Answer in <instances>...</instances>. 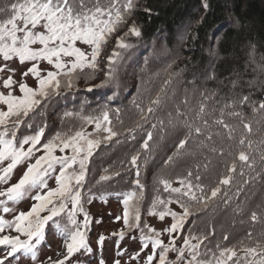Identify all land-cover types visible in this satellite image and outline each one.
<instances>
[{"label": "snow or ice", "instance_id": "obj_1", "mask_svg": "<svg viewBox=\"0 0 264 264\" xmlns=\"http://www.w3.org/2000/svg\"><path fill=\"white\" fill-rule=\"evenodd\" d=\"M136 7V0H5L0 6V73L7 71L5 78L0 75V198L16 205L25 198L33 201L28 211L17 212L15 207H10L5 200L0 199L5 214H13L12 219L0 216V246L6 249L0 256V264H12L19 254L37 260V246L46 239V228L51 224L63 239L66 254L57 253L58 259L48 257L40 264H65L75 253L82 249L90 253L91 247L87 243L86 229L89 215L82 206V192L89 175V164L95 150L102 142L112 141L122 135L115 128L109 117L110 109L105 106L98 115L85 114L83 106L79 112H65L64 118L78 119V127L56 131L45 138L47 123H37V115L44 116V108L54 97L61 95L65 89L71 90L75 86L80 73H84L88 80L96 78L99 68V57L102 47L108 43L109 38L120 30L131 18ZM203 8L209 9L207 0ZM202 17L198 23H203ZM140 27L133 22L123 36L116 38V48L107 56L104 79L99 85L105 87L116 82L117 66L122 57L121 50L133 47L125 42L129 35L140 37ZM213 41L215 36L210 37ZM79 45L87 46L90 51ZM17 61L19 65H30L21 73V79L15 80L17 69L9 66L7 62ZM46 63L49 68H41ZM85 69L90 72L85 73ZM29 75L36 81L32 87L26 79ZM235 87V84H234ZM18 89L19 95L16 94ZM163 91V89H162ZM205 99H212L206 95ZM160 103V96L151 100L147 109H140L141 118L134 128H128V133H133L136 128L142 127L141 121L147 122L144 112H154L153 105ZM250 103L249 96H241L239 100L225 102L219 109V116H213L211 123L205 117L209 114L206 103L202 100L195 119L189 123L184 121L188 128V135L179 140L175 157L185 149L189 138L206 136L208 141L213 136L235 142L228 146L227 155L231 159L226 163L224 175L217 181L215 187L207 188L200 183L201 176L197 171L194 180L193 172L189 170L186 175L168 178L160 176L156 185H162L163 192L168 193L167 198L159 194L152 200L147 210L149 216H158L163 222L165 217H170L172 223L163 229H156L147 223L141 222V202L144 198V185L139 179L140 153L132 155L130 164L135 169L136 179L133 181L139 190L125 194L123 199V223L129 231L140 232L141 251L130 256L137 260L141 252L151 251L147 254L144 264H264V233L255 243L252 241L253 233L248 232L245 239L237 244L221 245L217 242L215 250L201 251V245L208 239V235H194L182 237V243L177 244L174 235L184 229L189 217L207 211L210 204L223 197V202H229L228 186L230 187L237 177L240 183L247 184L254 177L251 175L256 169V157L252 154L257 151L253 145H264V138L254 141L253 120L248 119L242 110L243 105ZM253 114H259L257 124L264 123V101L251 103ZM216 109H212L214 113ZM225 116L233 117L238 123H229ZM119 123V110H116ZM169 123L174 124L173 121ZM86 125H94V130L86 131ZM213 126H218L225 131H213ZM29 131L21 133V128ZM155 129L156 125L152 124ZM259 131V129H257ZM153 140V133L147 132L141 147L145 152L150 150L149 141ZM212 152L225 155L223 144L221 147H212ZM261 166L264 167V149H260ZM145 163L147 160L145 159ZM173 163V156L167 158L166 166ZM24 170L15 183H10L15 170L20 166ZM207 168V165H204ZM105 169V173H107ZM114 175H120L119 172ZM111 176L102 175L96 183L109 180ZM53 180L55 187L49 186ZM176 183L179 186L173 187ZM160 187L155 191L160 192ZM240 188L237 187V194ZM175 204L179 212L169 205ZM159 206H163L158 210ZM83 214V222L77 220V213ZM121 219V217H117ZM258 213L251 212V220L257 221ZM7 229V232H6ZM215 234V229L212 230ZM125 232L121 230L119 236L124 238ZM167 235L165 242L161 237ZM105 237L101 235L98 243L103 245ZM134 239V237H133ZM195 240L196 243H192ZM223 240H229L227 234ZM209 252L211 257L209 258ZM169 253H175V259L169 260ZM117 255H123L117 252ZM99 264H106L103 258ZM114 264H121L119 259Z\"/></svg>", "mask_w": 264, "mask_h": 264}, {"label": "trees", "instance_id": "obj_2", "mask_svg": "<svg viewBox=\"0 0 264 264\" xmlns=\"http://www.w3.org/2000/svg\"><path fill=\"white\" fill-rule=\"evenodd\" d=\"M207 2L209 9L205 11L203 8L204 0H136V7L131 17L140 27L142 34L140 37L132 36L128 39V43L133 45L132 56L141 48L143 49H141L140 54H143L146 51L145 47L151 46V43L156 39L163 41V43L170 47L176 44L175 41L178 40L181 47L178 51L174 49V55L168 61V64L173 65L170 74L165 76V78H162L159 73L149 75V79L153 82H149L145 85L144 90H141V96L137 104L133 105L132 99L124 103L123 101L127 97V92H122L116 86L93 87L92 91H87L88 88L83 91L68 90L62 91L61 95L50 100L46 106L47 112L44 116L37 115L35 117L37 123H47L48 127L45 133V138H47L56 131L78 127L81 123L78 119L64 118L62 126L63 113L61 111H66L63 108L68 107L67 111L76 113L83 106L85 114L98 115L107 106L110 109L109 117L113 125L123 133L115 141L121 142L123 139L130 137V140L134 143L130 147H123L118 153H112L111 164L106 169H113V174L111 179L101 181L100 183H96V181L104 174L105 169L95 158V154L99 153L105 144L101 143L99 148L95 150L89 164L90 171L87 183L84 185L82 192L81 202L84 211L87 210V205L92 201L107 196L118 197V201L124 209L123 199L125 194L131 191H139L133 183L136 179L135 169L130 164L131 156L139 152L140 161H138V164L140 165L141 173L139 179L144 185V198L141 202V222L144 223L145 218L148 216L147 210L151 205V198L157 196V194L162 198H167L168 196V193L163 192V190H160L159 193L155 191L156 187H160V185L155 184L156 179L160 176H166L170 179L183 176L191 170L194 180L200 166L198 162L195 165L188 158L186 161L181 162V156L178 158L174 156V153L177 152L179 140L184 139L188 135V128L184 124L185 120H183L184 118L181 116V113L177 112V108L187 111L190 117L193 118L196 117L198 107L203 100L209 112L205 118L211 123L213 116H219V109L223 106L221 99L228 97L231 100H239L240 98V94L232 95L228 89L229 83L237 82L240 87L238 89L239 93H243L241 88L244 86L245 81L251 76L261 73V67H264V0H207ZM4 3L5 0H2L0 6ZM202 17L204 18L203 23H198ZM212 36L216 37L214 41L210 39ZM211 41H213L212 45L210 44ZM210 50L213 54L212 57L210 56L212 54L207 52ZM207 62L212 63V69L209 71L211 77H209L203 89L199 86L198 78L204 73L203 68ZM190 82L193 83V86H188ZM179 83H182L183 89L189 92L186 99L171 98L172 93L182 89L179 88ZM210 91H218V99L205 100V92L210 93ZM158 95L160 96V103L153 105L154 112L151 114L146 111L144 112V115L148 118L147 122L141 121L142 127L136 128L133 133H128L126 129L134 128L136 122L140 121V109H147L151 100L155 99ZM245 96H249L250 103L243 105L242 111L248 119L253 120L254 135L252 139L259 141L264 138V123L257 124L255 122L260 120V115L253 114L251 103L264 101V83L255 85L250 91L246 92ZM117 109L119 110V120L123 121L122 124L116 118ZM212 109H216V111L213 113ZM53 117L56 121L51 124L49 119ZM174 119L180 120V124L172 125L170 123L167 126L170 120L175 122ZM225 119L229 123H238V120L233 117L225 116ZM196 123L200 124L201 122L198 120ZM152 124L156 125L154 131L151 130ZM163 124L168 128L159 131L158 128H162ZM27 131L29 130L21 128V133ZM149 131L153 133V140L149 141L151 150L145 152L141 145ZM213 131L223 133L225 130L218 126H213ZM163 134L167 137L166 143L169 147L160 150L161 145L159 141ZM189 144L190 138L186 148L179 151L182 154H186L188 146H190ZM210 144L211 147L217 148L223 144L225 155L222 157L219 152H213L212 156L215 159H212L213 161H211V165L208 167V173L202 174V172H199V175L201 176L200 183L206 184L208 187L210 185L211 187H215L217 181L225 173L226 163L231 159L227 155L228 146L232 145L233 150H235V142L229 143L226 139L221 141L219 137L217 141L213 139ZM253 147L258 149L252 154L256 157V169L251 174L254 178L249 180L247 184H242L240 181L248 179V177H237L230 187L224 186L227 187L228 197L233 198L234 204L239 205L240 201H244L245 205L240 207L237 213L239 220L234 222L233 227L225 222V219H223L225 208H219L220 205H223V197H221L210 204L207 211L194 214L188 218L183 231L174 234L177 237L178 245L182 243V237L188 236L190 231L194 235H208V239L201 245L202 252L206 249L215 250L217 242H220L222 246L237 244L238 241L246 238L245 229L247 227L255 226L264 220V167L261 166L260 161V149H264V145L258 146L254 144ZM199 148L201 146L198 145L192 147L193 151ZM155 149L156 155H154H158L159 166L154 171L150 169V162L153 158L149 154L152 150L155 152ZM170 156H173V163L166 166L165 162ZM145 159L147 160L146 163L144 162ZM116 172H119L120 175H114ZM117 180L118 183L116 185H118V189L109 186L110 182ZM237 187L240 188L238 194ZM258 187V191L250 196L254 188ZM150 193H152L151 196H149ZM172 205L180 211L177 205ZM162 207L159 206L158 210ZM252 211L258 213V219L255 222L251 220ZM208 212H217L214 217V222L217 226L214 235L211 234L212 231L209 232V225L206 222L193 226L201 214ZM168 219L170 222L167 226L172 223L171 218L168 217ZM50 226L52 227L51 224ZM122 226L125 229L123 221ZM224 227L230 231L227 234L229 236V240L227 241L223 240L221 232V229ZM124 232L125 235L122 240L131 238L132 234H137V237H140L138 230L129 231L125 229ZM86 233H88L87 229ZM252 233L253 240H245V243L254 244L256 240L262 238L261 234L264 233V230ZM238 235H243V237L238 238ZM216 237L217 241L213 242L212 240ZM192 243H196V241L193 240ZM210 257L211 252H209ZM168 258L169 260H174L175 253H169Z\"/></svg>", "mask_w": 264, "mask_h": 264}, {"label": "rangeland", "instance_id": "obj_3", "mask_svg": "<svg viewBox=\"0 0 264 264\" xmlns=\"http://www.w3.org/2000/svg\"><path fill=\"white\" fill-rule=\"evenodd\" d=\"M1 3H2V0H0V4ZM133 22H134V19L131 17L127 21V24L121 27L119 31L114 33L109 38L108 43L102 47L101 55L99 57L100 70L96 72V78L92 80H88L86 76L84 75V73H80L79 78L75 82V86L71 90L83 91L84 89H87L93 85H99L101 83V81L104 79V72L107 70L106 69V64H107L106 58L108 55L111 54L112 50L116 48V38L123 36L124 33L128 31L129 27L132 25ZM131 37L132 36L129 35L125 42L128 43V39ZM178 42L179 41L176 40L175 41L176 44L170 47L167 44L163 43V41L156 39L154 40V42L151 43V46H149L148 48L145 47L146 49L144 48L146 51L143 54H140L141 49H143L141 48L139 51H136L135 54H133V56H132L133 47L128 50H121L123 54L117 66L116 82L109 84V86H114V87L116 86L117 88L121 89L122 92H127V97L125 101H123L124 103L126 101L128 102L129 99L130 100L132 99V101L134 102L133 105L137 104L141 96V90H144L145 85H147L149 82H153L152 80L149 79V75L159 73V75L162 78H165V76L170 74L173 65L168 64V61L169 59L173 57L174 49L176 51L181 49ZM210 44L212 45L213 41H211ZM79 46L90 51V49H88L87 46H84V45H79ZM207 52L209 54H212L211 50ZM210 56L212 57L213 54ZM3 63L4 61L0 60V64H3ZM7 63L9 64L10 67L17 69L16 74L14 76L15 80H20L21 73L25 71L27 67L30 66L28 64L21 66L19 65L17 61H9ZM40 66L41 68H49L51 70V66H48L46 63H42ZM203 69H204V73L202 74L200 78H198L199 79L198 82L200 83L199 86L204 89V86L208 82L209 77H211L209 71L212 69V63L207 62L204 65ZM90 71H91L90 69H85V73L90 72ZM8 74L9 73L7 71H5L4 73H0V75L4 76L5 78L7 77ZM25 79H26V82L30 86L32 87L36 86V81L31 77V75H29ZM259 83H264V67H261V73H257L245 81V84H243L244 86H242L241 88L243 90L242 91L243 93H239L238 89L240 87L237 82L229 83L228 89L231 91L232 95L240 94V97H241V96H245L246 92L250 91L255 85ZM179 84H180L179 88L180 89L182 88V89L175 93H172L171 98H174V99L175 98H180V99L185 98L186 99V97H188L189 95V92L183 89L184 86L182 85V83H179ZM192 84L193 83L190 82L188 83V86H193ZM234 84H235V87H234ZM0 90H3V89L0 88ZM63 91H68V90L65 89ZM218 93H219L218 91H210V93L205 92L204 96L211 95L212 99H218L217 97ZM16 94L19 95L18 89H17ZM212 99H207V100L211 101ZM230 101L232 100L228 97H225V99H221L222 105L225 102H230ZM177 106L179 107L178 104ZM63 109L66 110V111H63V110L61 111L63 113L62 115L64 116V113L68 112L67 111L68 107H65ZM238 110H242V109L238 108ZM44 112L45 113L47 112L46 107L44 108ZM177 112L181 113V116L184 118L183 120H187L189 123L193 122L194 120H195V123L198 122V119H195V117L191 118L190 114L181 108H177ZM49 121L52 124L53 122L55 123L56 119L53 117L49 119ZM174 121H175L174 124H180V120L174 119ZM169 124L170 123H168L167 126ZM167 126L163 124V127L162 128L159 127L158 130L159 131H161L162 129L166 130L168 128ZM85 128H86V131L91 132L94 130V125H86ZM151 130L154 131V129L152 128V125H151ZM116 139L117 137L113 138L112 141L102 142L105 145L102 146L99 153L95 154V158L102 164L104 169L110 166L111 160L113 157L112 153H115V152L118 153L121 151L123 147H126V146L130 147L134 144L132 143V140H130V137L127 139H123V141L121 142H118V140L115 141ZM213 139L214 140L216 139L217 141L219 137L213 136ZM166 141H167V137L166 135L163 134V136L160 138V141H159V144L161 145L160 150H163L169 147ZM227 142L232 143L233 141L227 140ZM210 143L211 141H208L206 139V136H203V135L196 136L195 133H193L192 136L190 137V144H189L190 146H188L187 153L180 155L181 156L180 161L184 162L188 158V160L189 159L192 160V163L195 165H197L196 162H198L200 165L198 167L199 168L198 171L202 172V174L208 173V167L209 165H211V161H213L212 159H215L214 156H212L213 152L211 151L212 147ZM197 145L201 146V148H199L196 151H193L192 147L197 146ZM154 154L156 155V149H155V152L154 150H152V152L149 154L153 158L152 161L150 162L151 164L150 169H153L155 171L159 166L158 165L159 159H158V155L155 156ZM209 156L211 160H209L210 158L208 159ZM204 165H207V168H205ZM23 169H24V166L22 165L18 167L17 170H15L10 183H15L19 179L20 175L23 172ZM112 174H113V169L109 168L107 173H105V170H104V174L102 175L112 176ZM116 183H118V180L110 182L109 186L115 187V189H118L117 188L118 185H116ZM203 185L206 186V184H203ZM49 186L55 187V183L53 180L49 181ZM178 186L179 185L176 183L173 184V187H178ZM3 187H6V185H0V188H3ZM160 187H161V190H163L162 185H160ZM207 188H211V185L209 187L206 186V190ZM258 189L259 187L254 188L250 196L254 195L258 191ZM152 193H150L149 196H151ZM155 197L156 196H153L151 198L150 203ZM0 199L5 200V202L8 203L10 207H15L17 212L28 211L31 207V204L33 203L32 200L25 198L22 202L16 205H12L11 202L6 201V198H0ZM118 200H119L118 197H107V198L94 200L89 205H87L86 212L89 215V223L86 229L88 233H86V229H82V230L85 231L86 233V238L88 240L87 243L91 247L92 251L90 253L86 252V254L82 253L76 257H71L70 259L65 261V264H99L101 258H103L106 264H114V261L117 259L121 261V264H144L146 256L151 251V249L141 252L140 257L137 260L130 259L131 255L135 254L136 252L141 251V242H140L139 236L137 237V234L136 235L132 234L131 238H128L127 240L120 239L119 232L121 230L125 231V229L122 226V221H123L122 216H123L124 209L121 207V205H119L120 203ZM232 200L233 198L231 197L227 204L223 202V205L222 206L220 205L219 208L221 209L222 207L225 208L224 210L225 216L223 219H225V222L230 224V226L233 227L234 222L239 220V216L237 213L240 207H243L245 204H244V201L243 202L240 201V204L236 205L233 203ZM169 207L179 212L174 205H169ZM215 214H217V212H213V213L208 212L205 214H201L200 218H198V220L193 224V226H196L198 223L206 222L209 225V232L212 231L213 228L216 231L217 226L215 225V222H214ZM0 216H3L5 219L10 220L12 219L13 214H5L3 212V205H0ZM117 217H121V219L118 220ZM77 220L79 222H83L82 213L80 212L77 213ZM169 222L170 221L168 217H165V220L161 222L158 216H149V215L145 218V221H144V223H147L158 230L166 227L169 224ZM260 230H264V220H262V222L258 223L255 226L247 227L245 229L246 231L245 234H247L248 232H255V231L257 232ZM6 232H7V229H6ZM221 232H222V235H224V234H228L230 231L228 228L224 227L221 229ZM101 235L105 237L103 241V245H100L98 243L99 237ZM242 237L243 235H238V238H242ZM161 238L164 239L165 242H167L169 237L167 235H164ZM212 241L213 242L217 241V237L214 238ZM229 246L231 245L229 244ZM64 250H65V247H64L63 239L59 236L56 229L55 230L49 229L46 231L45 241L41 245L37 246V249H36L37 260L36 261H33L30 257H25L21 255L23 259H19V260L16 259L12 262V264H40L41 261H46L48 257H51L52 260H56L58 259L57 253L64 254ZM5 251L6 249H3L2 246H0V256H2ZM118 251L123 253V255L118 256L117 255ZM6 264H7V261H6Z\"/></svg>", "mask_w": 264, "mask_h": 264}]
</instances>
